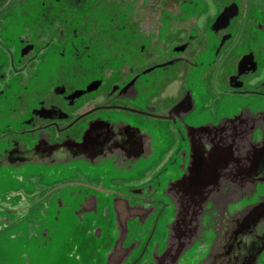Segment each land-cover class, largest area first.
<instances>
[{"label":"flooded vegetation","instance_id":"obj_1","mask_svg":"<svg viewBox=\"0 0 264 264\" xmlns=\"http://www.w3.org/2000/svg\"><path fill=\"white\" fill-rule=\"evenodd\" d=\"M226 173L264 197V0H0V264H225Z\"/></svg>","mask_w":264,"mask_h":264},{"label":"water","instance_id":"obj_2","mask_svg":"<svg viewBox=\"0 0 264 264\" xmlns=\"http://www.w3.org/2000/svg\"><path fill=\"white\" fill-rule=\"evenodd\" d=\"M231 142H228L225 137V151H228ZM229 150L231 149L229 148ZM227 177L230 179V185H225V264H244V256L249 254L240 252V247L236 244L237 241L244 238V233L264 230V197H257L251 205L238 208L241 200L248 197L252 199L255 194L254 190L248 187L238 189L236 188L238 187L237 176L226 173L225 178ZM244 177H246L245 183L248 185V178L251 176L246 174ZM174 224H177V220H173L172 223L173 238L175 236ZM221 256L222 254H220Z\"/></svg>","mask_w":264,"mask_h":264}]
</instances>
